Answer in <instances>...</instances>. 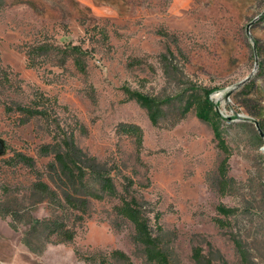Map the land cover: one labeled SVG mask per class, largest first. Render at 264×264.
Wrapping results in <instances>:
<instances>
[{
	"label": "rangeland",
	"instance_id": "rangeland-1",
	"mask_svg": "<svg viewBox=\"0 0 264 264\" xmlns=\"http://www.w3.org/2000/svg\"><path fill=\"white\" fill-rule=\"evenodd\" d=\"M207 90L225 178L210 122L191 107L174 123ZM38 103L46 117L21 111ZM260 121L264 0H0V264H157L145 237L171 264H264ZM62 212L73 240L31 252L28 223Z\"/></svg>",
	"mask_w": 264,
	"mask_h": 264
},
{
	"label": "trees",
	"instance_id": "trees-1",
	"mask_svg": "<svg viewBox=\"0 0 264 264\" xmlns=\"http://www.w3.org/2000/svg\"><path fill=\"white\" fill-rule=\"evenodd\" d=\"M52 50L51 46L47 45H40L37 47H34L33 50L31 49V52L38 53V54H46ZM71 52L75 54H80L82 51L78 47H71ZM67 52V51H64ZM210 93L211 91H204L202 96H199L193 101H191V104L188 105V103L183 107L182 109V114L177 115L174 123L178 122L181 116L186 113L191 107L194 108L196 115L205 120L210 122L214 139L216 141V146L218 150L222 153V158L218 164L217 171L218 175L221 178L226 177L227 173V167H228V159L231 155V151L225 142L223 136H222V130L220 127V122L222 121V117L220 114L215 109V106L210 99ZM131 94L134 96V98L137 100L138 103H140L142 106H144L148 112L149 120L153 125H156L158 123V118L160 116V106L157 104L156 99L154 96L144 94L138 91H132ZM167 100L163 101L162 104H165ZM56 103V101H55ZM22 112L27 113V114H32V115H37L40 117H46L47 116V110L44 107L43 103H38L34 108H21ZM259 128L264 131V122L260 121L259 122ZM58 159H61V155L57 154L56 155ZM23 160L31 161L30 158H26L25 156H21ZM9 161H12L10 159ZM75 167L79 169L80 171L81 168L77 165V163L73 162ZM65 165V164H64ZM65 171L67 172L66 174L70 175L71 177L75 176L73 170H67L69 167L65 165ZM89 174L92 175L97 179V181L100 183V186L103 191H109L111 189L110 185V179L108 175L105 173H102L100 171H95V170H88ZM79 176V181L82 180V175ZM75 184V183H74ZM81 186L85 187L82 184V181H80ZM36 187L41 188L42 190H45V192H48L51 195H54L57 197L55 192L53 190H50L49 187L42 183V182H36L35 183ZM73 191H76L73 189ZM89 192L85 190V194H88ZM66 201L69 203H73L75 200H79L78 197L74 194H69L68 197H65ZM125 207H122V211H124ZM65 212H62L61 216H49L45 218H37L28 223V226L22 235L21 241L22 243L33 253H41L44 249V241L43 238H47L51 235L60 237L64 240H73L75 231L68 229L67 223L64 221L66 218V215L64 214ZM136 222L137 228L140 233L147 234V223L141 219V218H135L134 220ZM143 242L147 243L148 246H152L154 248V251L152 252V257L155 259L157 264H171L170 261L168 260L167 256L165 253L155 247V242L156 239H148L147 237L143 238ZM146 249V248H145ZM148 252V250H145ZM149 255V252L147 253ZM149 257V256H148Z\"/></svg>",
	"mask_w": 264,
	"mask_h": 264
},
{
	"label": "water",
	"instance_id": "water-1",
	"mask_svg": "<svg viewBox=\"0 0 264 264\" xmlns=\"http://www.w3.org/2000/svg\"><path fill=\"white\" fill-rule=\"evenodd\" d=\"M248 28V27H247ZM258 131H259V134L264 137V132H261V129L258 127ZM4 150V144H3V141L0 139V154L3 152Z\"/></svg>",
	"mask_w": 264,
	"mask_h": 264
}]
</instances>
